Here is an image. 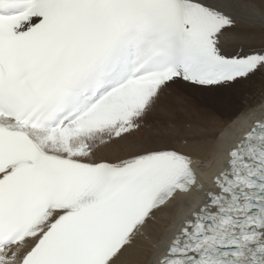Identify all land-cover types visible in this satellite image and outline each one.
Segmentation results:
<instances>
[{
	"label": "snow or ice",
	"instance_id": "1",
	"mask_svg": "<svg viewBox=\"0 0 264 264\" xmlns=\"http://www.w3.org/2000/svg\"><path fill=\"white\" fill-rule=\"evenodd\" d=\"M257 86L264 0H0V264H264Z\"/></svg>",
	"mask_w": 264,
	"mask_h": 264
},
{
	"label": "bare ground",
	"instance_id": "2",
	"mask_svg": "<svg viewBox=\"0 0 264 264\" xmlns=\"http://www.w3.org/2000/svg\"><path fill=\"white\" fill-rule=\"evenodd\" d=\"M175 88L169 90V95L172 93H177L179 90H174ZM168 95V96H169ZM172 96V95H171ZM264 96V90H262L259 86L253 89V91L249 94H246L243 99L245 100L244 103H241L242 107L246 108L251 105H255L261 102V98ZM206 127L209 132H211L219 123H221L222 118L218 115L214 114V117H203Z\"/></svg>",
	"mask_w": 264,
	"mask_h": 264
},
{
	"label": "rangeland",
	"instance_id": "3",
	"mask_svg": "<svg viewBox=\"0 0 264 264\" xmlns=\"http://www.w3.org/2000/svg\"><path fill=\"white\" fill-rule=\"evenodd\" d=\"M174 90H179V89L175 88ZM171 95L168 96V101L170 103L175 104L177 106H186L187 105L188 102H187L186 98L183 96V94L180 92V90L177 93H172ZM244 102H245V100L242 99L241 103H244ZM214 114L215 113H212V112H206L203 114V117L208 116L209 118L210 117L213 118Z\"/></svg>",
	"mask_w": 264,
	"mask_h": 264
}]
</instances>
